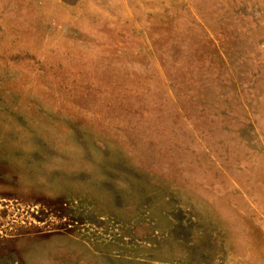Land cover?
I'll return each mask as SVG.
<instances>
[{
	"label": "rangeland",
	"instance_id": "1",
	"mask_svg": "<svg viewBox=\"0 0 264 264\" xmlns=\"http://www.w3.org/2000/svg\"><path fill=\"white\" fill-rule=\"evenodd\" d=\"M0 264H264V0H0Z\"/></svg>",
	"mask_w": 264,
	"mask_h": 264
}]
</instances>
